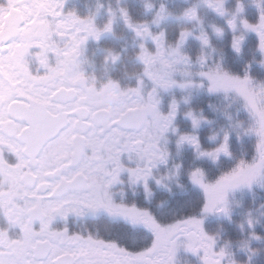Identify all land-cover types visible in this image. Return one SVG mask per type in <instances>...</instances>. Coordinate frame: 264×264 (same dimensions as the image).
Segmentation results:
<instances>
[{"label":"snow or ice","instance_id":"obj_1","mask_svg":"<svg viewBox=\"0 0 264 264\" xmlns=\"http://www.w3.org/2000/svg\"><path fill=\"white\" fill-rule=\"evenodd\" d=\"M249 2L256 8L251 20L242 0L231 10L226 0H197L178 14L144 0L150 19L137 20L117 0L115 9H105L101 26L99 0L85 16L66 10L65 0H0V264H176L180 251L198 264H240L233 244L251 264L253 241H264L255 231L257 224L264 227V202L237 224L241 233L247 228L245 239L220 244L204 226L209 215L231 220V193L264 190V79L251 74L253 61L234 72L220 59L209 63L205 52L215 51L212 37L222 38L226 26L237 54L254 34V62L264 68V3ZM200 6L224 26L206 28ZM117 19L133 35L140 66L127 85L98 79L83 67L88 42L111 34ZM169 19L194 22L199 31L182 27L170 37L161 27ZM190 39L199 43L195 55L185 50ZM118 59L109 50L104 62ZM173 88L231 99L237 118L225 110L228 126L211 131L206 145L199 130L213 122L202 109H181L188 96L161 107V93ZM178 116L187 127L177 124ZM233 134L252 138L250 153L233 154ZM185 148L192 154L187 169L173 158ZM222 158L230 163L222 165ZM197 161H210L216 170L210 173ZM161 167L164 173L154 174ZM181 175L198 201L179 215L158 214L117 189L126 177L130 188L142 186L147 199L150 181L170 191L167 182ZM101 216L125 230L103 235L69 228L70 220Z\"/></svg>","mask_w":264,"mask_h":264},{"label":"trees","instance_id":"obj_2","mask_svg":"<svg viewBox=\"0 0 264 264\" xmlns=\"http://www.w3.org/2000/svg\"><path fill=\"white\" fill-rule=\"evenodd\" d=\"M160 1L161 0H150V2L157 7L159 6ZM246 1L247 0H242V2ZM99 3L104 5V8L100 11V14H102L104 18L107 17L105 12V9L107 7L111 6L114 9L117 7V0H99ZM143 3L144 0H119V6L127 8L132 17L137 20L150 19L151 14L144 12ZM233 3H235V0H230L228 6L232 7ZM262 3H264V0H262ZM96 4L97 0H71L67 2L66 8L74 9L80 16H85L95 11L94 8H96ZM183 5L186 6L184 2L177 3L175 6H173V8H178L180 10L184 8ZM247 15L250 20L253 19L256 15L255 7H253ZM104 18H102L101 21H97L96 23L102 26L106 22ZM162 27L167 30L169 36L171 37L175 35L178 29L182 27H188V24L170 20V22L164 23ZM229 41L230 37L225 38L223 41L219 43L217 42L216 44V48H218L221 52H224L225 57L227 58V69L234 72H242L245 64L249 61H253L250 69L251 74L255 78L261 77L264 74V69L260 67L258 63L254 62L256 60H259L258 53L254 51L255 38L248 37L246 39L243 52L239 57L229 46ZM109 50L114 54H119V59L116 63L108 67L109 70L103 71L100 75L103 78L111 77L113 79H118L122 84L125 85L134 83V76L140 68V66L134 59L136 42L133 40L132 33L123 26L122 22L119 19H117L113 25V32L110 35V41L106 44L105 41L102 40L96 45V50L93 54L94 60L98 61V63H101ZM90 55H92V53ZM167 99L168 97H166L165 101H163V109L167 108ZM207 105L208 101L204 99V97H199L192 103V108L202 109L208 114ZM208 116L209 119H212L214 117L211 112ZM178 124L181 125L180 122H178ZM199 131L202 142L207 145L208 143L206 142V137L210 134V132H208V128L206 129V131ZM235 147L236 142H233V151L239 157L241 155L240 145L236 150ZM246 151L247 154L251 152L250 145L246 147ZM176 160L178 162H182L184 169H187L192 163L191 150L182 152ZM196 163H200L202 166L207 168L210 173L216 170V166H214L210 161H197ZM221 164L227 165L228 163L225 161V159H222ZM181 182L185 185V187L183 188L184 190L180 189V187H177V189H172L170 191H167L165 189L155 190V195L152 199V208L154 211L159 212L158 214L164 215H179L195 209V205L198 201V193L195 192V190L186 183V178L184 176ZM258 193L260 196H264L263 192ZM247 200L248 202H251V199ZM234 219L237 223V217H234ZM219 225L224 227L225 233L222 234L224 238H228L232 241L247 238V235L242 234L240 230L237 229L235 223L229 224L228 222L223 221V223H219ZM208 227L217 229L218 224L216 222H211L210 224H208ZM256 233L258 235L264 236V227L256 229ZM252 247L257 249V252L252 256L251 264H264V241H253ZM233 251L235 254L234 258L239 261L240 264H246L247 255L244 252L239 251L237 247H234Z\"/></svg>","mask_w":264,"mask_h":264},{"label":"rangeland","instance_id":"obj_3","mask_svg":"<svg viewBox=\"0 0 264 264\" xmlns=\"http://www.w3.org/2000/svg\"><path fill=\"white\" fill-rule=\"evenodd\" d=\"M68 1H71V0H65V8H66V5H67V2ZM184 2L186 4V6L190 5V4H193V3H197V0H161L160 3H163L166 5L167 9L171 12H173L174 14H178L182 9H178V8H173V6H175L177 3H182ZM230 0H226V7L229 8L230 10L234 8L235 6V3L232 4V7L228 6ZM244 5H245V16L247 18L248 17V12L253 8L255 7L254 5H252L249 0H247L246 2H242ZM183 5V7H186ZM256 10V8H255ZM101 11V10H100ZM199 12H200V15L201 17L204 19V22H205V27L207 28L208 24L209 23H216V24H219L221 26H224V20L215 16L214 14L208 12L207 9H205L203 6H200V9H199ZM97 19H96V22L97 21H101L102 18H104V16H102V14H100V12L96 15ZM104 20L107 21V17L104 18ZM170 20H174L177 22V20L175 19H169L167 22H170ZM178 22H183V21H178ZM185 23V22H183ZM187 24V23H185ZM98 25V24H97ZM163 25H161L162 27ZM188 27L189 28H193L195 31H199L198 28H195L194 27V22L193 24H188ZM154 31H158L159 29H153ZM105 37V35L100 39L102 40L103 38ZM230 37L231 38V33L227 31V28L225 26V34L222 38H216L215 36L212 37V44L215 48V51H210L208 49H205V52L206 54L209 55L210 59H209V63H214L216 60L220 59L224 65L225 68H227V58L225 57V54L224 52H221L218 48H216V44L217 42H221L223 41L225 38H228ZM248 37H254V34H251L249 33L247 38ZM246 38V39H247ZM246 42V40H245ZM244 42V44H245ZM244 44H243V47H242V50L239 54L236 53V55L239 57L242 52H243V49H244ZM185 50L191 54V55H195L198 51H199V43L195 40H189L187 42V44L185 45ZM258 57H259V54H258ZM117 62V61H116ZM115 62V63H116ZM114 63H107L105 64L104 62V59L101 63H98V61H95V64H91L92 67H95V75L98 79H103V77L100 75L102 74L103 71H107L109 70L108 67H110V65H112ZM261 67V66H260ZM264 69V68H263ZM257 79H264V74L261 76V77H256ZM168 95V96H167ZM183 96H188L189 97V101H188V104L185 105L183 104V102L181 101V109H185L186 107H191L192 108V103L195 101V99L199 98V97H204V99H206L208 101V114L207 112H204V115L209 119V113L211 112L212 115H214V117L212 119H209L211 120L213 123L211 125H203L201 127V131H206V129L208 128V132H211L213 130H216L220 127H227L228 126V123L229 121L226 119V117L223 115V112L225 110H227L228 112H230L232 115H233V118H237L236 116V108L238 107V105H236L235 103H233L231 101V99H224L222 96H215V95H208L207 93H205L203 90H196V89H186V90H183L181 91L180 89H177V88H173L171 90H169L168 92H163L161 93V107L163 105V101H165V98L168 97L167 101H166V104L168 105V103L171 101V99L173 97H175L177 100H180L181 97ZM231 104V107H226L227 105ZM209 105H212L213 107H209ZM239 118L243 119L244 118V114L243 113H240V116ZM177 124L178 122L181 123V125H179L180 127L184 128V127H187V121L184 120V118L182 116H178L177 117ZM184 122V123H183ZM240 141V142H239ZM206 142L208 143L207 139H206ZM233 142H236V147H235V150L237 149V147H239L240 145V152L241 154L244 153V154H247V151H246V147L247 146H252V138L250 137H246V136H242L239 140L236 139L235 135L233 134L232 135V138H231V151L233 152V154L235 156L236 153L233 151ZM187 150H190V149H187L185 148L182 152H185ZM181 152V153H182ZM180 156V155H179ZM179 156H175V153L173 154V158L176 160ZM238 157V156H237ZM224 159V158H222ZM225 161L229 164V160L225 159ZM165 171V169L163 167H161L158 171L154 172V174L156 175H161L163 174ZM183 180V175H181L179 177V181H176V180H172V181H168V188L170 190H174V189H177V183H182L181 181ZM150 187H151V198L153 199V196L155 195V190L157 189H165V188H162V187H159L157 186L154 182L150 181ZM182 189V188H180ZM179 189V190H180ZM168 191V189H165ZM184 190V189H183ZM258 192H263L264 193V190L262 189H259V188H254L252 191H249L247 189L245 190H238L234 193H231L230 196H229V199H230V206H231V220L225 218L223 215H209L206 220H205V229L206 231H208L210 234H217L218 237H219V241L218 243L222 244L224 242V240H230L228 238H224L222 236L224 232V227L223 226H220L219 223H223L224 222H228L229 224H237L242 220L243 218V215H244V212L248 209H255L259 206L260 203L264 202V196H260ZM247 199H251V202H248ZM234 217H237V223L235 222V219ZM211 222H216L218 224V227L217 229H213L208 227V224H210ZM261 223H264V218H262L261 220ZM261 225L260 224H257L255 226V231L256 229L260 228ZM237 229H239L237 227ZM247 228H245V231L242 233V234H245L247 235ZM241 232V231H240ZM234 247H237L235 244H233V247H232V251L234 249ZM234 253V251H233ZM176 264H198V260L196 257L190 255V254H186L184 253L183 251H180L176 257Z\"/></svg>","mask_w":264,"mask_h":264},{"label":"flooded vegetation","instance_id":"obj_4","mask_svg":"<svg viewBox=\"0 0 264 264\" xmlns=\"http://www.w3.org/2000/svg\"><path fill=\"white\" fill-rule=\"evenodd\" d=\"M65 9L68 10L67 8ZM110 35L111 34H105V37L102 39L106 44L110 41ZM102 40H100L99 42H101ZM99 42L89 41L83 53V59L85 61L83 67L89 74L95 75V67H92V65L95 64L93 54L96 50V45ZM91 53L92 55H90ZM122 178L125 179V183L122 186L117 185V189L121 187L123 188L126 199L129 201H135L138 204H146L147 206L152 208L151 195L146 199L145 192L142 186H134L130 188L127 184L126 177ZM69 228L74 231H99L103 235H117L119 232L124 230L125 226L119 222L112 221L106 217L101 216L97 218L86 217L82 220H70Z\"/></svg>","mask_w":264,"mask_h":264}]
</instances>
